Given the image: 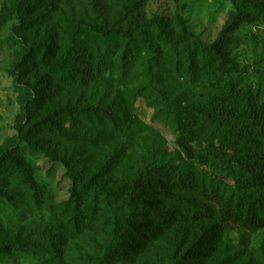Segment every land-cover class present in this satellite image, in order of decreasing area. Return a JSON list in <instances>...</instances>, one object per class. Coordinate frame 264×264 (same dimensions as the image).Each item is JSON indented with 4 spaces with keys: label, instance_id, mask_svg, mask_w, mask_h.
Returning a JSON list of instances; mask_svg holds the SVG:
<instances>
[{
    "label": "rangeland",
    "instance_id": "1",
    "mask_svg": "<svg viewBox=\"0 0 264 264\" xmlns=\"http://www.w3.org/2000/svg\"><path fill=\"white\" fill-rule=\"evenodd\" d=\"M233 9L232 0H52L49 5L0 0V151L22 121L32 140L86 177L117 186L147 170L148 179L164 190L143 189L148 208L127 211L124 252L104 264H264V227L233 228L216 216L177 218L184 207L169 197L173 192L201 203L192 186H176L171 172L182 173L183 182L243 183L252 197L264 194V178L224 158V153L239 155L250 163L255 154L246 141L231 137L237 122L213 110L219 100L238 109V90L259 80L264 86V10L227 35L223 66L216 58L201 61L190 52L197 40L212 43ZM22 17L32 21L27 29L16 26ZM130 20L149 31L158 43L155 51L141 45L136 31L130 32L135 46L129 55L124 54L127 37L112 39L105 50L99 41L103 24L106 31L126 30ZM85 23L96 26L94 39L81 28ZM79 34L91 58L76 67L81 80L75 86L61 84L38 61L22 69L30 46L44 43L56 59ZM234 63L240 70L230 77ZM230 84L234 90L227 92ZM57 105L112 112L97 111V118L88 119L59 116ZM31 106L36 117L29 122L25 109ZM45 118L56 122L57 130L40 128ZM181 132L190 156L177 144ZM20 153L40 189L33 194L12 168L0 174V185L13 195L11 202L0 197V264H94L108 233L98 226L69 228L71 181L62 164L24 146Z\"/></svg>",
    "mask_w": 264,
    "mask_h": 264
},
{
    "label": "trees",
    "instance_id": "2",
    "mask_svg": "<svg viewBox=\"0 0 264 264\" xmlns=\"http://www.w3.org/2000/svg\"><path fill=\"white\" fill-rule=\"evenodd\" d=\"M37 4H51L52 0H34ZM233 12L229 19L222 26L217 38L209 44L197 40L196 46L191 50L192 56L198 60L204 61L207 59L216 58L219 66L224 65V60L221 56L222 47L225 44L227 35L237 29L242 23L251 19L254 12L264 10V0H232ZM258 10V11H257ZM0 14V19H1ZM32 21L21 18V22L16 25L27 29L31 26ZM181 33L186 34V29L179 22ZM96 28L93 24H83L81 28L85 30V34H91L95 38ZM106 25L101 28V36L99 41L104 43L105 50L108 51V43L116 37H127L125 43L124 54L129 55L135 46L134 39L130 32H137L141 36V45L149 50L155 51L158 43L151 40L150 33L145 27L136 21L130 20L127 29L106 31ZM105 30V31H104ZM82 36L74 37L66 48L58 55L56 59H51L50 51L44 43L35 44L29 47L28 55L21 65L22 69L33 65V62H39L46 71L56 76L57 80L64 85L75 86L81 79L78 75L76 67L81 63L88 64L91 58L90 51L86 47H82ZM93 42V41H92ZM105 43H107L105 45ZM198 50L200 51L198 53ZM200 54V55H198ZM225 68V67H224ZM239 69L235 63L228 68L227 75L233 77L231 71L235 70L236 74ZM240 70V69H239ZM149 77L152 80L154 74L149 70ZM225 78V77H224ZM159 99L165 100L162 97V92L154 85H149ZM227 92L234 90L232 84L227 86ZM238 95L241 98L242 105L238 109H230L225 106L223 100L216 101L213 105V110L220 114L222 118L237 122L236 129L231 127V137L237 141L244 140L248 143L249 150H253L255 161L247 163L239 155L226 154L224 158L234 163L243 164V168L249 172L255 173L259 178H264V86H261V81L252 84L251 87L238 90ZM25 117L30 122L36 117V112L33 108L25 109ZM55 111L59 116H76L84 119L89 117L97 118V111L108 112L98 106L85 105L78 107L77 105H57ZM239 117V118H238ZM40 128L56 129V122L50 121L48 118L39 121ZM24 123L19 122L17 133L11 140L9 146L0 151V174L8 167L12 168L20 177L21 183L33 194L40 189L32 175L30 165L21 155L22 147H27L30 150L38 152L43 156L50 157L51 154L45 149L42 142L32 140L29 131L24 132ZM176 127H179L176 123ZM24 132V133H23ZM186 136L185 132L177 138L178 146L183 152L190 156L191 149L188 144L182 142V137ZM59 161L64 170L65 175L70 179L71 186L68 191V199L66 206L69 210L66 224L69 228H81L87 226H98L100 229H105L108 233L107 245L103 255L98 258L94 264H104L112 256L123 254L125 245L121 244L124 234L127 230L129 222L127 211L139 207L148 208V201L145 200L143 189L151 190L152 192H164L163 188L158 184V181L148 179V171L142 170L135 177L126 182L108 186L103 181H96L92 177H86L82 173L76 171L72 165L63 157H53ZM171 170V169H169ZM169 170L167 172H169ZM167 174L166 172H164ZM174 174V181L178 184L192 186L191 189L196 190L201 203L195 202L189 198L177 195L171 192L169 197L174 199L180 206L184 207V214H176L177 218H186L193 220L211 219L216 216L218 221L226 226L233 228H243L245 230H257L264 227V194L260 197H252V193H248V187L243 184L235 186L227 185L226 183H210L200 182L195 184L191 179L183 182L182 173L171 172ZM0 197L7 201H13V195L9 190L0 185ZM164 220H168L165 213L161 214ZM166 217V218H165ZM132 250V249H129Z\"/></svg>",
    "mask_w": 264,
    "mask_h": 264
}]
</instances>
